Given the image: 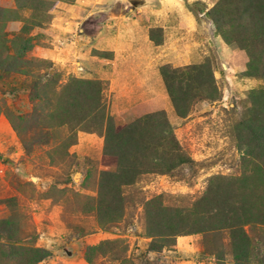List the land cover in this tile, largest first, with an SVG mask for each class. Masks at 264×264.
I'll return each mask as SVG.
<instances>
[{
	"label": "rangeland",
	"instance_id": "1",
	"mask_svg": "<svg viewBox=\"0 0 264 264\" xmlns=\"http://www.w3.org/2000/svg\"><path fill=\"white\" fill-rule=\"evenodd\" d=\"M31 2L45 10L40 27L29 22L38 15L23 8ZM216 2L0 0L1 63L7 69L0 68V221L11 222L8 234L15 241L7 244L0 229V250L1 245H21L48 252L38 264H88L87 247L110 241L133 264L218 263L212 254L217 243L201 233L177 236L173 247L145 255L150 239L138 204L127 207L115 227L102 229L89 203L96 196L99 174L114 170L115 158L104 154V139L97 133L78 131L75 144L63 148L65 129L48 128V109L30 96L33 82L56 70L57 88L70 78L102 82L106 112L117 128L163 112L194 165L182 170L180 180L150 175L138 188L145 200L163 195L167 203H192L208 178L241 174L245 150L236 146L230 129L247 105L249 91L262 85L259 79L242 76L246 54L226 44L207 18ZM25 25L28 33H21ZM18 36L24 37L26 50L22 58L9 59ZM206 59L212 60L220 99L196 103L185 117H178L159 68ZM47 63L50 68H45ZM47 131L48 144L34 142ZM20 137L34 142L30 153L24 152ZM259 246L252 264H264V244ZM2 251L0 264H17ZM222 263L234 264L227 253ZM94 264L119 262L105 255L96 256Z\"/></svg>",
	"mask_w": 264,
	"mask_h": 264
},
{
	"label": "trees",
	"instance_id": "2",
	"mask_svg": "<svg viewBox=\"0 0 264 264\" xmlns=\"http://www.w3.org/2000/svg\"><path fill=\"white\" fill-rule=\"evenodd\" d=\"M23 8L38 15L29 20L33 26H42L45 20L41 14L45 10L34 2ZM206 16L226 44H233L246 54L248 61L242 76L259 79L262 85L249 91L247 105L230 129L236 146L245 150L241 174L208 178L203 193L190 204H183L182 200L183 203L179 200L167 203L163 195L145 200L138 188L139 182L150 175H168L180 180L182 170L194 165L176 141L163 112L144 115L117 128L106 112L102 82L70 78L57 88L60 76L56 70L44 75L45 83L34 81L30 96L48 109L46 116L51 123L48 128L65 129L63 148L75 144L78 131L97 133L103 136L104 154L115 158V169L99 174L96 196L89 203L102 229L115 227L125 209L138 204L142 206L144 234L150 239L145 255L173 247L177 236L201 233L217 243L212 253L217 264H223L226 253L234 264H252L257 262L255 254L259 244H264V0H217ZM27 26L21 33H28ZM25 42L22 36L13 39L14 56L8 58H22ZM1 59L0 53V68L6 72ZM211 61L159 68L166 94L178 117H185L196 103L220 99ZM50 64L45 68H50ZM20 140L24 152L30 153L34 142L48 144L49 131L38 135L34 142L23 137ZM10 226L8 220L0 221L7 244L15 242L8 234ZM116 246L115 242L104 241L87 247L84 258L88 264H94L96 256L108 255L119 264H133L122 251L115 250ZM1 247L0 251L6 247L3 256L17 264H38L49 256L44 250L21 245Z\"/></svg>",
	"mask_w": 264,
	"mask_h": 264
}]
</instances>
